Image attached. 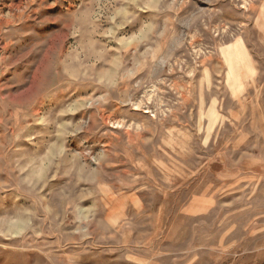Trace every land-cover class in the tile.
<instances>
[{"label":"rangeland","instance_id":"rangeland-1","mask_svg":"<svg viewBox=\"0 0 264 264\" xmlns=\"http://www.w3.org/2000/svg\"><path fill=\"white\" fill-rule=\"evenodd\" d=\"M0 264H264V0H0Z\"/></svg>","mask_w":264,"mask_h":264}]
</instances>
